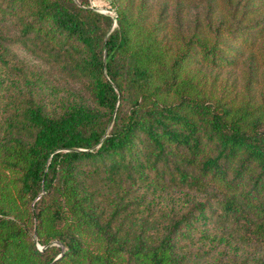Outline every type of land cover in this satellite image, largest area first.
<instances>
[{"label":"trees","instance_id":"16d2710c","mask_svg":"<svg viewBox=\"0 0 264 264\" xmlns=\"http://www.w3.org/2000/svg\"><path fill=\"white\" fill-rule=\"evenodd\" d=\"M109 1L0 0V264H264V0Z\"/></svg>","mask_w":264,"mask_h":264},{"label":"rangeland","instance_id":"374dc122","mask_svg":"<svg viewBox=\"0 0 264 264\" xmlns=\"http://www.w3.org/2000/svg\"><path fill=\"white\" fill-rule=\"evenodd\" d=\"M92 5L95 6L99 11L114 15V11L111 8L109 0H91Z\"/></svg>","mask_w":264,"mask_h":264},{"label":"water","instance_id":"95a60500","mask_svg":"<svg viewBox=\"0 0 264 264\" xmlns=\"http://www.w3.org/2000/svg\"><path fill=\"white\" fill-rule=\"evenodd\" d=\"M42 249H43V247H42Z\"/></svg>","mask_w":264,"mask_h":264}]
</instances>
